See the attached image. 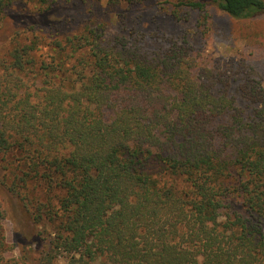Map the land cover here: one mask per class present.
Listing matches in <instances>:
<instances>
[{
	"label": "trees",
	"instance_id": "1",
	"mask_svg": "<svg viewBox=\"0 0 264 264\" xmlns=\"http://www.w3.org/2000/svg\"><path fill=\"white\" fill-rule=\"evenodd\" d=\"M58 1L0 0V13ZM64 1L91 15L67 33L32 24L0 57V152L19 171L0 182V264H51L27 255L45 218L67 264H264V80L252 60L223 67L193 43L210 8L247 20L264 0H158L176 20L200 13L171 37L129 12L151 0H105L114 32L104 0ZM9 210L28 232L16 261Z\"/></svg>",
	"mask_w": 264,
	"mask_h": 264
},
{
	"label": "rangeland",
	"instance_id": "2",
	"mask_svg": "<svg viewBox=\"0 0 264 264\" xmlns=\"http://www.w3.org/2000/svg\"><path fill=\"white\" fill-rule=\"evenodd\" d=\"M161 1L163 6L170 5L164 3L166 0ZM122 6L125 7L126 5L123 4ZM32 7V4L12 6L6 12L0 13V16L5 19L3 21L1 18L0 22V57L6 55L12 47L11 42L12 39H16L17 32H21L32 24L42 26L45 32L48 33H51L49 31L53 27L59 29L62 33H67L75 27L77 29L80 22H85L91 15L83 4L65 2L64 0L58 1L40 15H34ZM132 10L129 12H137L142 16L137 23L140 29L157 30L168 37L196 30L198 28L197 24L200 23L198 22L200 21L199 12L188 14L189 18L187 19L176 20L167 12V8L161 9L160 5L158 8V0H151L145 2L144 5L134 6ZM95 12L101 18L109 17L112 32L116 30L119 17L115 15L117 11L114 7L108 5L104 0L95 5ZM209 13V22L206 25L199 26V35H196L193 39V43L202 51L206 59L212 62L218 61L223 67L236 65L244 60H248L250 63L252 60L264 80V13L247 20L233 19L225 12L214 7L209 9ZM201 31H203L202 35ZM46 49L47 47L43 48L44 52L47 51ZM14 157L10 153L4 155L0 152V182L3 184L4 189L12 187L16 185V181L18 182V174L16 173H19V171L15 169ZM29 193L32 195L31 189ZM34 194L42 198L46 197L38 189L34 190ZM1 197L3 198V194H1ZM11 214L9 210L2 221L7 244L5 258L16 261L22 259L21 257L25 258L21 250V239H24L28 232H26V226H23L21 222L17 224ZM46 220L47 218L36 223L35 228L40 234L31 244L32 253L27 255L38 257L49 252L50 255L53 254L51 264H67L71 254L55 246L53 241L57 236L55 227ZM93 264H99V262L95 261Z\"/></svg>",
	"mask_w": 264,
	"mask_h": 264
}]
</instances>
